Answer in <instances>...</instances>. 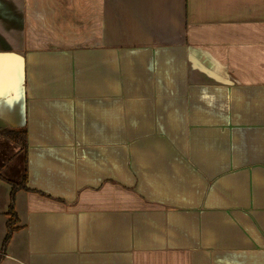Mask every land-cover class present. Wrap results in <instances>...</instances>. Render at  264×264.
<instances>
[{"label": "crops", "instance_id": "obj_1", "mask_svg": "<svg viewBox=\"0 0 264 264\" xmlns=\"http://www.w3.org/2000/svg\"><path fill=\"white\" fill-rule=\"evenodd\" d=\"M0 254L264 264V0H0Z\"/></svg>", "mask_w": 264, "mask_h": 264}, {"label": "trees", "instance_id": "obj_2", "mask_svg": "<svg viewBox=\"0 0 264 264\" xmlns=\"http://www.w3.org/2000/svg\"><path fill=\"white\" fill-rule=\"evenodd\" d=\"M1 135L4 136L7 140L18 145L23 152H26L27 149V132L25 130L20 131H4L1 132ZM11 186V191L9 195V206L7 211L8 221L6 223V234L2 242L1 253L4 252L12 234L17 230L18 220L14 210V201L15 194L18 191H30L27 188V177L26 173L23 175L22 180L16 183H9ZM3 257L0 254V264L2 263Z\"/></svg>", "mask_w": 264, "mask_h": 264}, {"label": "rangeland", "instance_id": "obj_3", "mask_svg": "<svg viewBox=\"0 0 264 264\" xmlns=\"http://www.w3.org/2000/svg\"><path fill=\"white\" fill-rule=\"evenodd\" d=\"M125 144L127 143H123L122 141V149H121L122 164L126 161L125 159H127L129 155V150L128 148H125ZM137 153H139V150ZM123 167L124 165H122V168ZM137 167L139 169L143 168L141 165H138ZM137 175L139 174L137 173ZM137 177L139 176H136L137 180L133 178V181H131V179H123L120 182L121 184L120 192H161L162 191V184L160 183V181L150 182V180H141V179L138 180ZM164 183L166 184V186H169V187H166V191L175 192V187L173 186L176 184L175 182H164Z\"/></svg>", "mask_w": 264, "mask_h": 264}]
</instances>
